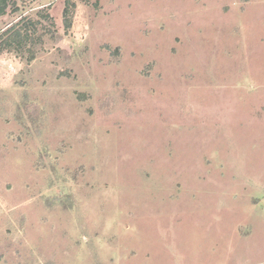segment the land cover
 <instances>
[{
	"label": "rangeland",
	"instance_id": "rangeland-1",
	"mask_svg": "<svg viewBox=\"0 0 264 264\" xmlns=\"http://www.w3.org/2000/svg\"><path fill=\"white\" fill-rule=\"evenodd\" d=\"M74 2L0 17V264H264V0Z\"/></svg>",
	"mask_w": 264,
	"mask_h": 264
},
{
	"label": "trees",
	"instance_id": "trees-1",
	"mask_svg": "<svg viewBox=\"0 0 264 264\" xmlns=\"http://www.w3.org/2000/svg\"><path fill=\"white\" fill-rule=\"evenodd\" d=\"M80 1L88 3L91 0ZM93 4L96 5L97 0H94ZM74 6V0H64L62 15L67 26L70 24L69 8L71 10ZM9 8L17 10L16 0H0V17L5 15ZM38 13L42 21L19 14L16 21L0 31V53L14 52L27 63L35 59L38 50L43 46L45 36L53 34L51 27L54 25L53 18L48 12L38 11Z\"/></svg>",
	"mask_w": 264,
	"mask_h": 264
}]
</instances>
